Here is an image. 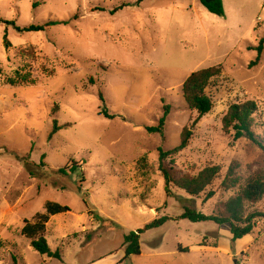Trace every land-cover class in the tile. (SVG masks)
<instances>
[{"label": "rangeland", "instance_id": "rangeland-1", "mask_svg": "<svg viewBox=\"0 0 264 264\" xmlns=\"http://www.w3.org/2000/svg\"><path fill=\"white\" fill-rule=\"evenodd\" d=\"M221 2L223 17L198 0H0V264H264V219L232 242L228 225L180 218L185 209L217 215L251 174L264 173V153L221 130L230 105L253 101L254 132L264 139V49L248 67L264 36V0ZM49 21L68 23L19 31ZM214 66L222 72L205 90L212 108L166 162L176 177L218 166L206 191L214 196L204 201L206 193L189 197L170 186L167 197L157 150L178 146L197 117L183 101V82ZM15 73H30L33 83L7 84ZM164 107L162 135L148 134ZM71 162L75 173H58ZM232 163L240 182L225 191ZM47 203L70 210L45 226L59 259L39 255L20 235ZM245 207L264 212V197ZM160 217L168 221L140 235V255L123 260V237Z\"/></svg>", "mask_w": 264, "mask_h": 264}, {"label": "trees", "instance_id": "trees-1", "mask_svg": "<svg viewBox=\"0 0 264 264\" xmlns=\"http://www.w3.org/2000/svg\"><path fill=\"white\" fill-rule=\"evenodd\" d=\"M208 13L223 17L224 11L221 0H210L206 3L204 0H198ZM264 6V4H263ZM123 7V6H121ZM120 9V8H118ZM117 10V9H116ZM75 18V17H74ZM68 22H55L49 21L41 26H29L27 28L20 29V32H41L44 29L53 27L56 25H67ZM17 29V28H16ZM4 48L7 50L9 42L4 37ZM264 49V36L258 41L257 46L252 49L255 50L256 56L253 61L248 65L249 68L258 65L261 55ZM222 72L221 66H214L206 69H201L191 73L181 86V93L184 103L187 109L197 114L189 127H184L180 134L179 144L175 148L162 151L157 150L158 153V171L164 181V192L167 197H171L170 186L182 191L189 197H198L201 194L206 193L207 189L212 186L218 175L220 174V168L218 166H209L203 168L195 176L183 175L176 177L172 168L167 167V160L172 161V158L188 147L189 141L192 136V130L197 124L198 120L208 114L212 108V102L210 98L205 94V90L210 87L213 80L217 78ZM5 82L9 85L16 84H32L30 73L19 74L15 73L14 79H7ZM99 98L102 99L101 94L98 93ZM257 112V105L253 101H245L243 103L232 104L228 107L225 115L221 120V130L227 135H231L232 141L236 142L240 139H245L255 145L259 150L264 153V139L259 138L254 132L255 118L254 115ZM169 113L168 107H164L163 116L158 120L155 127L146 128L148 134L162 135V131L165 125L166 116ZM105 118L112 119L105 111H103ZM59 129L53 126L52 134L56 133ZM51 134V135H52ZM51 137V136H50ZM49 137V138H50ZM44 156L41 157V161ZM42 163V162H41ZM69 168H63L58 170L59 174L64 176L71 175L79 169L77 163L71 162ZM238 164L232 163L220 184V188L228 191L236 188L239 185L240 179L237 176ZM214 196L213 191H208L204 196V201L211 199ZM264 197V173L258 170L251 174L244 182L237 194L229 198L222 204L221 210L217 215H204L194 211L185 209L181 215V219L188 220L191 223L200 222H212L216 225H228L230 227V234L232 242L240 240L243 237L249 235L255 228V224L258 220L264 219V212L251 211L246 213L245 204L255 205L259 203ZM85 205L87 203L83 200ZM88 207V206H87ZM70 212L66 206H61L56 203H47L45 205V212L43 214H37L34 217V222H24V225L20 231V235L29 241L30 247L41 256L48 258L59 259V253L52 252L46 242L44 233L45 226L49 221V218L59 214ZM88 214L93 216L95 220H99L98 216L88 208ZM168 221L167 217H160L146 224L143 230L135 233H130L123 237L124 244V257L123 260L130 256L140 255L139 237L145 230L157 229L162 227ZM179 252H188L185 248Z\"/></svg>", "mask_w": 264, "mask_h": 264}, {"label": "crops", "instance_id": "crops-1", "mask_svg": "<svg viewBox=\"0 0 264 264\" xmlns=\"http://www.w3.org/2000/svg\"><path fill=\"white\" fill-rule=\"evenodd\" d=\"M97 262H98V264H114L115 263V261L108 262L105 259L104 260H98Z\"/></svg>", "mask_w": 264, "mask_h": 264}, {"label": "water", "instance_id": "water-1", "mask_svg": "<svg viewBox=\"0 0 264 264\" xmlns=\"http://www.w3.org/2000/svg\"><path fill=\"white\" fill-rule=\"evenodd\" d=\"M206 3L210 2V0H204Z\"/></svg>", "mask_w": 264, "mask_h": 264}]
</instances>
